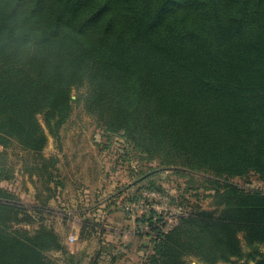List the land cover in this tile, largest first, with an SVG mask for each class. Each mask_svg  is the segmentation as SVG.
<instances>
[{"label": "trees", "instance_id": "16d2710c", "mask_svg": "<svg viewBox=\"0 0 264 264\" xmlns=\"http://www.w3.org/2000/svg\"><path fill=\"white\" fill-rule=\"evenodd\" d=\"M80 101L125 162L157 163L124 201L166 195L164 170L211 191L213 209L169 231L153 210L135 220L142 264H264V0H0V147L55 181L41 152ZM251 177L263 185L233 182ZM49 198L0 187V264L75 263L52 227H28Z\"/></svg>", "mask_w": 264, "mask_h": 264}, {"label": "rangeland", "instance_id": "374dc122", "mask_svg": "<svg viewBox=\"0 0 264 264\" xmlns=\"http://www.w3.org/2000/svg\"><path fill=\"white\" fill-rule=\"evenodd\" d=\"M81 92L74 91L72 99ZM104 133L82 101L74 103L58 138L48 135L47 145L41 152L43 157L55 160V181H46L38 175L36 167H41L36 163L37 158L16 147H0V187L15 194L26 206H39L51 197L41 215L32 213L34 224L28 227L39 223L52 227L72 253L73 264H142L143 257L135 251L141 249L140 242L147 241V237H137L136 233L141 231L137 230L135 220L149 210L163 217L164 211L170 209L183 216L197 208L211 209V191L202 188L201 175L190 177L164 170L158 177L166 195L156 193L157 199L144 200V193L151 192L144 190L139 202L124 201L125 192L133 194L138 185L145 184L138 181L140 171L149 173L157 163L139 162L135 158L132 164L125 162L128 159L122 154L123 147L130 149L125 140L120 136H111L108 140ZM187 182L193 190L185 192ZM233 182L249 188L263 185L253 177ZM145 205L148 208L143 211ZM142 231H149V227L145 225ZM52 255L59 259V264H68L70 256L59 252ZM113 256L118 259L113 260Z\"/></svg>", "mask_w": 264, "mask_h": 264}, {"label": "built area", "instance_id": "2783aa9c", "mask_svg": "<svg viewBox=\"0 0 264 264\" xmlns=\"http://www.w3.org/2000/svg\"><path fill=\"white\" fill-rule=\"evenodd\" d=\"M154 195H156V192H146V193H144V200H148V199H150V200H152V199H157V197L156 196H154ZM135 206V205H134ZM133 206V207H134ZM132 207V208H133ZM146 208H148L147 207V205H145V207H143V211L146 209ZM168 212H170L169 214H168ZM168 212H166V211H164V216L162 217V219H161V221L160 222H158V224L159 225H161L162 227H163V230L164 231H169V230H171L177 223H178V220H179V218L181 217V216H183L182 214H180L178 211H176V210H174V209H170ZM166 215V216H165ZM169 216V217H168ZM164 224V225H163ZM147 229H148V227H147ZM71 241L72 240H74V238L73 237H70L69 238Z\"/></svg>", "mask_w": 264, "mask_h": 264}, {"label": "crops", "instance_id": "0c3cea01", "mask_svg": "<svg viewBox=\"0 0 264 264\" xmlns=\"http://www.w3.org/2000/svg\"><path fill=\"white\" fill-rule=\"evenodd\" d=\"M128 246V245H127ZM133 245L131 244V246H130V248L132 247ZM128 248V247H127ZM129 248V250L131 251L130 253H132V249H133V247H132V249H130ZM135 251V250H134ZM136 252V254L138 253V251H135ZM135 252H133V254L135 253ZM137 256H139V254H137Z\"/></svg>", "mask_w": 264, "mask_h": 264}]
</instances>
